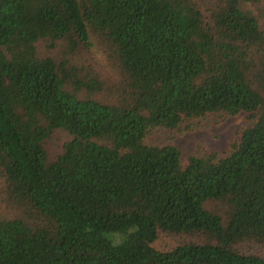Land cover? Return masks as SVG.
<instances>
[{
  "label": "trees",
  "instance_id": "obj_1",
  "mask_svg": "<svg viewBox=\"0 0 264 264\" xmlns=\"http://www.w3.org/2000/svg\"><path fill=\"white\" fill-rule=\"evenodd\" d=\"M0 264H264V0H0Z\"/></svg>",
  "mask_w": 264,
  "mask_h": 264
},
{
  "label": "rangeland",
  "instance_id": "obj_2",
  "mask_svg": "<svg viewBox=\"0 0 264 264\" xmlns=\"http://www.w3.org/2000/svg\"><path fill=\"white\" fill-rule=\"evenodd\" d=\"M93 57L101 65L106 60L97 46ZM251 125L245 113L235 116L207 114L203 117L183 122L176 130L154 129L145 138L150 146H172L179 151L184 166L189 157H202L215 154L216 158L228 155L230 146L239 140L240 133ZM113 245H119L125 234L106 233L103 235Z\"/></svg>",
  "mask_w": 264,
  "mask_h": 264
}]
</instances>
